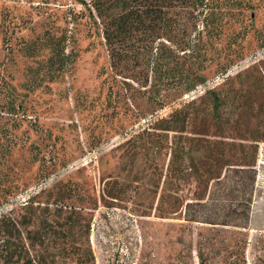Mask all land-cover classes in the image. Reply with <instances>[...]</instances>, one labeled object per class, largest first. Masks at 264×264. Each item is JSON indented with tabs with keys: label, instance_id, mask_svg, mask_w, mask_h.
I'll return each mask as SVG.
<instances>
[{
	"label": "rangeland",
	"instance_id": "obj_1",
	"mask_svg": "<svg viewBox=\"0 0 264 264\" xmlns=\"http://www.w3.org/2000/svg\"><path fill=\"white\" fill-rule=\"evenodd\" d=\"M212 4L177 10L174 41L154 43L157 53L135 38L113 57L78 0H0V219L25 235L63 222L55 208L70 203L89 264H199L198 249L205 264H264V58L253 55L264 0ZM158 122L185 123L166 137ZM252 137L257 154L239 145ZM193 147L224 163L204 208L186 205L199 192L181 149ZM63 191L74 196L62 202Z\"/></svg>",
	"mask_w": 264,
	"mask_h": 264
},
{
	"label": "trees",
	"instance_id": "obj_2",
	"mask_svg": "<svg viewBox=\"0 0 264 264\" xmlns=\"http://www.w3.org/2000/svg\"><path fill=\"white\" fill-rule=\"evenodd\" d=\"M78 1L88 7L91 11V16L102 26V36L113 57L115 55H120L123 49L122 47H128V44L133 42L135 38L141 39L144 42L143 47L145 49H150L151 51L156 49L157 53L159 47L157 45L153 46L154 43L174 41L175 27L180 21V17L177 15L179 11H189L190 9V13L196 11L199 13L213 7V0ZM177 10L179 11L177 12ZM260 54H264V44L253 54L257 56V58H255L256 62H260L261 58H264V55ZM228 71L229 70H227V72H221V74L215 76L212 80L222 79V83H224L230 78ZM209 84L210 80H205L201 83V85H207V87H210ZM213 89L214 87L206 88L205 93L209 92L213 95L214 112L219 115V108L222 101L220 96ZM180 112L181 111H179V113ZM179 123L185 122H158L153 126V129L165 131L161 133L168 137L170 132L180 131ZM146 131L145 129L144 132ZM158 133L159 136H162L160 132ZM141 135L142 133H139L136 137L140 138ZM249 140L251 141L250 144H244L242 142L239 145L243 148L246 146H248V148L252 147L257 154L259 142L262 140L261 137H252ZM137 146L141 147V150H143L145 144L137 143L132 149H136ZM178 150H180V148L176 147L173 151V162L180 160L178 158L180 157ZM181 151L182 154L190 155L191 157L190 164L189 166L187 165L185 169L188 171L189 175H191V178L196 179L194 193L197 191L199 192V194H195L196 197H193V201L187 202L186 205L204 208L207 206L205 195L208 193L211 183L221 179L222 172L219 169H223L224 163H222V159L218 157L204 160L205 156H198V149L194 147L189 148L187 152L184 151V148H182ZM211 153H213V150H211ZM202 162L203 164H201ZM248 163L247 160H242L240 164L241 168L237 169L243 173L249 171V168L246 167H250L251 164ZM176 177L178 178V176ZM252 182H254V178H252ZM201 191L205 192L202 196H200ZM73 196V194L70 193L68 195L67 191H63L59 197L62 202H64L65 200L71 199ZM31 202L33 201L31 200ZM55 212L59 215H65L66 213L65 220L58 225L57 223L50 225L48 221H43L40 223L37 230H29L25 235L23 234L24 228L20 227L18 220L11 216H2L0 219V264H58V257H63V264H89L90 261H94L95 257L91 249L88 251H81V249L76 246L74 228L78 225L80 211L67 202L55 208ZM1 215L0 213V217ZM247 216V220H249V214ZM189 220L192 222L220 224L219 222L200 220L199 216H194ZM222 224L232 225L230 223ZM48 236L53 238H48ZM44 240H49V246H61V251H59L58 256H56V254L51 255L49 252L41 250ZM54 240H58V243L56 244ZM198 254L200 258L199 264H205L204 254L201 249H198Z\"/></svg>",
	"mask_w": 264,
	"mask_h": 264
}]
</instances>
